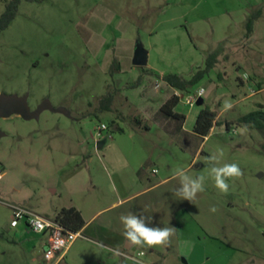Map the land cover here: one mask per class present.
<instances>
[{
  "label": "rangeland",
  "instance_id": "374dc122",
  "mask_svg": "<svg viewBox=\"0 0 264 264\" xmlns=\"http://www.w3.org/2000/svg\"><path fill=\"white\" fill-rule=\"evenodd\" d=\"M10 1L0 0V17ZM259 11L249 36L247 24ZM139 44L148 52L142 67L133 64ZM215 52L216 65L190 93L163 80L191 79ZM202 88L205 105H187ZM177 92L175 111L184 123L161 111ZM0 95L26 96L29 112L38 113L0 118V264H33L28 246L39 238L11 225V206L56 220L72 190L97 182L107 194L111 161L126 166L121 152L130 150L133 164L141 155L146 165L159 161L150 167L162 175L180 168L205 176L204 201L195 211L209 216L202 221L207 232L227 244L221 263L264 264V131L238 121L264 111V0H21L0 33ZM225 100L233 104L228 111ZM206 105L218 117L204 140L194 127ZM103 124L108 129L98 136ZM220 152L217 166L236 163L242 170L227 181L226 194L206 163ZM187 228L205 232L195 221Z\"/></svg>",
  "mask_w": 264,
  "mask_h": 264
},
{
  "label": "crops",
  "instance_id": "0c3cea01",
  "mask_svg": "<svg viewBox=\"0 0 264 264\" xmlns=\"http://www.w3.org/2000/svg\"><path fill=\"white\" fill-rule=\"evenodd\" d=\"M99 144L100 149H103L106 142L103 144L99 139ZM134 153L132 150L128 153L121 152L120 158L126 161V166L115 165L111 161V167L107 169L110 180L107 194L97 182H92L90 188L84 185L68 194L67 208H77L87 225L80 231L83 237L78 239L56 264H134L121 255H113L111 251L98 247V244L132 255L144 252L142 259L147 264H185L182 262L183 257H186L188 264H222L221 259L226 256L223 246L226 248L227 244L207 232L203 222H208L209 216L195 211V205L204 201L202 198L205 195L198 193L192 202L180 200L174 194L175 189L179 187L174 174L162 175L159 166L150 167L152 164L157 165L159 161L149 160L146 165V158L142 155L133 164L131 160ZM197 156L198 154L191 165H194ZM169 168L172 169V166ZM78 174L79 171L76 177ZM53 191L56 192V189ZM80 193L84 195V199L80 198L77 202L74 195ZM204 206H199L200 211L204 210ZM128 213L151 217L149 226L175 227L176 233L172 236L171 243L155 248L125 247L120 217ZM192 221L202 226L205 231L203 235H197L195 232L193 234V230H188L187 227ZM38 236L36 243L28 246L29 258L33 264H46L44 252L47 237ZM229 250L233 248L230 247Z\"/></svg>",
  "mask_w": 264,
  "mask_h": 264
},
{
  "label": "trees",
  "instance_id": "16d2710c",
  "mask_svg": "<svg viewBox=\"0 0 264 264\" xmlns=\"http://www.w3.org/2000/svg\"><path fill=\"white\" fill-rule=\"evenodd\" d=\"M21 0H12L7 3V7L5 12L0 17V33L6 30L11 23L15 20L18 9L20 6ZM261 11H259L255 16H253L248 24L247 30L248 35L254 31L255 21L260 15ZM218 53H212L211 56L207 59L206 68L198 71L191 79H185L178 74H169L164 76L163 80L175 90L181 92L190 93L191 89L195 87V85L200 82L207 74H209L210 70L214 68L217 63ZM113 95L109 94L107 97L103 99V101L109 105L113 102ZM181 98L179 95H172L168 101L162 106L161 111L168 118L180 119L184 123L186 121V116L181 115L175 111V108L179 105ZM218 114L215 110L211 108L210 105H206L203 111L197 117L196 124L194 127V133L204 140L208 137L211 131L214 129V126L217 123ZM137 123L141 126L142 119H136ZM239 123L245 124L251 129H256L259 131H264V111L257 110L250 112L241 118H239ZM230 123H227V128H229ZM230 129V128H229ZM140 175L142 170L139 172ZM56 221L59 222L66 230L73 232H80L86 224L82 213L75 207L63 208L56 216Z\"/></svg>",
  "mask_w": 264,
  "mask_h": 264
},
{
  "label": "clouds",
  "instance_id": "9594fccd",
  "mask_svg": "<svg viewBox=\"0 0 264 264\" xmlns=\"http://www.w3.org/2000/svg\"><path fill=\"white\" fill-rule=\"evenodd\" d=\"M233 104L229 100H225L223 108L225 111L230 110ZM223 153L213 154L207 158L206 163L210 165V176L214 180L215 187L222 193H228V180L231 178H238L242 175V170L236 163H224L222 166H217ZM174 177L179 179V187L175 189V196L180 200H187L192 202L196 199L198 193L205 190L204 183L206 177L201 175L193 178L189 176L183 169H176ZM210 211L215 212L216 208L213 206ZM120 221L123 225V236L125 247H148L155 248L158 246H168L171 243L172 236L176 233V228L168 227H153L149 226L151 217L128 213L121 215ZM98 247L111 251L113 255H122L119 249H110L103 244H98ZM127 259V257H125ZM134 264H140L135 261Z\"/></svg>",
  "mask_w": 264,
  "mask_h": 264
},
{
  "label": "built area",
  "instance_id": "2783aa9c",
  "mask_svg": "<svg viewBox=\"0 0 264 264\" xmlns=\"http://www.w3.org/2000/svg\"><path fill=\"white\" fill-rule=\"evenodd\" d=\"M206 91L204 88L197 91L195 94L189 95L185 103L190 106H195L200 98H203ZM179 95V94H177ZM180 96V95H179ZM181 98V97H180ZM108 127L103 124L99 128L98 136H101L104 130ZM4 177V169L0 164V181ZM13 211V218L11 225L13 227H20L21 225L26 226L28 232L36 235H43L47 237V245L44 252V259L46 264H56L59 260L63 259L66 252L71 248V246L80 238L83 237L81 232H73L66 230L63 225H61L56 220H50L45 218L35 212L26 210L21 207L11 206ZM124 258L135 262L139 261L140 264H147L143 256L144 252L137 255H132L129 253L121 252Z\"/></svg>",
  "mask_w": 264,
  "mask_h": 264
},
{
  "label": "water",
  "instance_id": "95a60500",
  "mask_svg": "<svg viewBox=\"0 0 264 264\" xmlns=\"http://www.w3.org/2000/svg\"><path fill=\"white\" fill-rule=\"evenodd\" d=\"M133 59V64L135 66H146L147 65V59H148V52L144 48L142 44H139L136 48L135 55ZM26 96L18 97V96H6V95H0V118L1 117H8V115L12 113H20L25 119H30L32 117L38 116V113L31 114L29 112L28 103H27ZM198 106H204L205 100L203 98H200L197 102ZM3 135V133L0 131V137ZM105 141H102L104 144ZM98 148L100 149V144L98 145ZM185 264H188L186 260H184Z\"/></svg>",
  "mask_w": 264,
  "mask_h": 264
}]
</instances>
